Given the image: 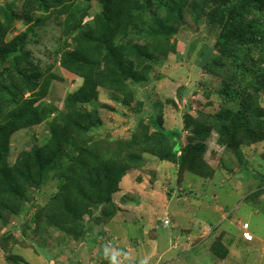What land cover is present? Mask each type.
Listing matches in <instances>:
<instances>
[{
  "label": "rangeland",
  "instance_id": "1",
  "mask_svg": "<svg viewBox=\"0 0 264 264\" xmlns=\"http://www.w3.org/2000/svg\"><path fill=\"white\" fill-rule=\"evenodd\" d=\"M24 1L0 0V12L8 9L7 6L14 5L20 16L4 34L2 41L5 43L11 42L28 28L23 16ZM223 1L196 0L193 3L198 10L196 16L204 8L207 9V15L216 12ZM158 3V0L154 1L151 5L153 9L158 7ZM92 5V11L95 12L101 9L102 3L100 0H93ZM185 14L187 27L175 34L174 39L178 41L177 46L174 45L176 49L170 48L166 55L161 56L162 65L156 66V72L151 74L150 79L135 84L136 99L123 102L126 100L118 90L101 88L98 97L92 99L86 107L94 120L99 119L90 127H85L87 129L74 123L66 105L69 99L67 97L77 93L84 81L62 68L55 58V39L60 33L52 28L56 21L51 20L49 26L47 24L39 31V44L33 47V71L21 66L20 74L9 72L5 76L2 84L13 80L20 89L26 87L27 90L22 89L13 98L20 101H23V97L30 98L32 93L38 95L42 84L50 80L49 92L43 101L52 103L57 108V112L52 113L49 120L12 135L8 157L11 165L16 164L19 156L33 144L42 149L50 144L47 143L51 134L50 123L58 120L66 128L63 129V138L58 141L63 149L58 152L57 157L54 156L57 160L55 159L49 172H39L34 166L28 174L34 176L33 181L38 182L26 187L24 191L20 189L15 196L2 193L0 264H193L195 260L198 261L196 252L199 249L189 252L187 248L200 245L201 240L197 241L196 233L204 228L206 231L212 228L218 229V232H226L234 240V247L241 260L252 259L253 264H264V244L256 239L247 245L244 235L237 228L243 227L247 222L251 226V233L255 231L264 238V136L260 132L254 136V132L260 130L259 121L251 124L245 121L237 123V131L233 129L225 133L224 140H221L217 130H209L207 127L202 142L201 157L206 163L202 173L196 172L194 165L180 167L179 163L161 161L147 152L144 155L145 162L132 163L126 169L121 165L120 171L124 175L122 174L112 195L113 218H101L105 205L94 209L92 214H88L85 207H80L87 225L83 240L60 229H47L36 223L37 215L43 214L40 208L50 206L51 198L70 177L68 175L63 181L58 178L63 169L73 167V162L68 160L70 157L75 158L77 151L82 150L86 156L91 154L94 157L96 153L98 156L94 165L84 162L75 166V170H78L71 192L75 190L76 183L81 181L83 184L86 179H91L96 169L111 167L104 157H108L109 153V156L117 157V149L122 144L136 139L139 133L136 126L140 119L146 125H150L154 119L168 131L178 130L181 132L183 145L187 146L188 138L196 136L194 122L187 119L188 116L195 118V123H202L207 122L205 114L216 115L225 109L239 110L241 97L226 104L222 98L224 94L219 92L227 82L226 72L214 73L215 68L220 69L217 63L221 61V55L228 51L215 44L221 28L211 18L200 20L197 27L186 11ZM258 16V12L253 11L251 21H255ZM146 19L145 13L134 15L132 12L128 20L132 40L141 42L144 39L143 20ZM174 42L172 39L171 43ZM209 52L212 57L205 58ZM232 63L229 64L230 74L234 73ZM50 75L53 76L48 78ZM25 76L29 79H24ZM258 85L256 82L253 87ZM245 90V85L237 84L233 87V92L242 97ZM9 103L13 105L15 102L4 100L0 105L8 109L12 107ZM260 105L264 108L263 94ZM260 120H264V114ZM152 132L154 129L151 127L146 137ZM238 142L240 144L237 146ZM48 151V154L52 152ZM181 154L179 152L178 157ZM78 158L79 156L72 161L78 163ZM17 167L19 169L18 164ZM207 168L209 171H206ZM75 197L78 198V193ZM144 231L149 233L143 235ZM154 231L158 236L157 256L153 254L154 244L147 247L144 245L143 248L140 246L136 250L138 243L134 240L144 237L147 243H151ZM187 233L191 234L188 242V236H185ZM209 244L210 240L203 244V248L207 246L205 255L210 253ZM174 246L175 249L172 248ZM250 246L253 247V253L246 251ZM204 260L207 262L208 258L204 256Z\"/></svg>",
  "mask_w": 264,
  "mask_h": 264
},
{
  "label": "trees",
  "instance_id": "2",
  "mask_svg": "<svg viewBox=\"0 0 264 264\" xmlns=\"http://www.w3.org/2000/svg\"><path fill=\"white\" fill-rule=\"evenodd\" d=\"M100 1L101 9L93 12V0H25L23 16L26 18L28 28L9 43L3 42L2 38L13 21L20 16L14 5L7 6L8 9L0 12L3 16L0 17V104L4 100L15 102L13 105L9 103L12 107L8 109L0 105V199L3 197L2 193L15 196L14 194L20 189L24 191L26 187L33 186L38 181H33L34 176L28 174L31 173V169L35 166L39 172L42 170L49 172L58 152L63 149L58 141L59 138H63L65 134L63 129L66 126L64 123L59 124L56 120L49 124L51 134L47 141L50 143L48 146L46 144L42 149L33 144L13 165L8 159L12 135L49 120L52 113L57 112V108L52 103L43 101L44 96L49 92L50 80L42 84V90L38 95L32 93L30 98L23 97V101L13 98H16L15 95L18 92L21 93L22 89L27 90L26 87L20 89L21 87H18L13 80L2 84L9 72L20 74L21 66L33 71L35 67L33 47L39 44V31L45 25L49 26L51 20L56 21L52 28L60 32L55 39L57 47L54 53L55 58L62 68L84 81V85L73 96L69 95L66 102L70 110L69 115L79 127L91 126L96 123V119H99L94 120L86 107L92 99L98 97L101 88L118 90L126 100L123 102H132L136 99L135 84L150 79L151 74L156 72V66L162 65L161 56L166 55L170 48L176 49L178 41L174 39L175 34L183 27H187L185 11L195 21L197 27L200 20L211 18L221 28L215 44L220 49L228 50L222 52L221 61L217 63L220 69L225 71L215 68L214 73L226 72L225 78L229 84L225 82L219 92L224 94L222 98L226 104L237 101L238 97L241 99L239 110L225 109L216 115L205 114L207 122L196 121L195 123L196 119L188 116L187 119H192L194 122L196 136L188 138L187 146L183 145L181 132L178 130L168 131L154 119L150 125H146L140 119L136 126L139 132L137 136L135 135L136 139L122 144L117 149L119 153L117 157L109 156L110 153L108 157H104L111 167L96 169L91 179H86L83 184L80 183L81 181L76 183L75 190L72 192L70 190L78 170H75V166L84 162L94 165L98 154L95 152L94 157L91 154L86 156L82 150H79L75 158L70 157L68 161L73 162V167L63 169L58 178L59 181H63L68 175L70 177L64 181L60 191L51 198L50 206L40 208L43 214L37 215L36 223L47 229H60L81 240L85 238V232H87L84 214L80 212L81 206L86 208L88 214H92L94 209L105 205L101 218H113L112 195L122 174L124 175L120 171L121 165L126 169L132 166V163H143L147 152L161 161L179 163L180 167L194 165L196 172L202 173L203 168L206 167L201 157L202 142L207 127L209 130H217L221 140H224L225 133L233 129L237 131V123L245 121L251 124L259 121L260 130L255 131L254 136H257L259 132L264 136V120H260L264 114V108L260 105L262 94L264 97V0H226L225 2L222 0L221 8H218L216 12L207 15V9L204 8L205 10H201L199 16H196L198 10L194 7L196 4H193L196 0L175 2L158 0L156 9H153L151 5L157 0ZM253 11L259 14L255 21L250 19ZM132 12L134 15L145 13L147 17L143 20L145 33L141 42L132 40L133 34L128 31L130 27L128 20ZM89 17L91 19L86 20ZM172 39L175 41L174 44L171 43ZM211 57L210 52L206 53L205 58ZM230 62H233V74L228 73ZM206 67L210 66L206 65ZM51 76L53 75L48 78ZM25 78L29 79L27 76ZM256 82L259 85L253 87ZM237 84L246 86L243 97L233 92V87ZM251 88L252 92H250ZM78 104L79 107H77ZM99 123L100 121L97 122ZM151 127L154 132L146 137ZM87 143L90 142L87 141ZM154 144L155 147H153ZM239 144L238 142L237 146ZM48 150L52 152L48 154ZM179 152L182 153L180 157H178ZM78 156V163L72 161ZM206 171H209L208 168ZM76 193L78 198L75 197ZM220 246L215 247L218 248V254ZM225 254L226 251L222 257ZM47 257L52 259L50 256Z\"/></svg>",
  "mask_w": 264,
  "mask_h": 264
},
{
  "label": "crops",
  "instance_id": "3",
  "mask_svg": "<svg viewBox=\"0 0 264 264\" xmlns=\"http://www.w3.org/2000/svg\"><path fill=\"white\" fill-rule=\"evenodd\" d=\"M245 225L248 226V227L246 228ZM245 225L243 227L242 226H239L237 228H239L238 231L241 232V234L244 235L243 236V239L247 243V245L252 244L256 239H257V241H259V242H261V243L264 244V238L262 236L256 234L255 231L253 233H251V226H250V224H248L246 222ZM201 232H202V234H201ZM148 233H149V231H147V232L144 231L143 235L148 234ZM247 234L252 235L253 236V240L249 241L247 239V237H246ZM156 235L157 234L154 232V234H153L154 239L153 238L150 239L151 240L150 241L151 243H147L146 240L144 239V237L141 240H139V239H135V240L134 239H131V240H134V241H136V243H138L136 250H139V247L140 246H142V248H143L144 245H146L145 247H147V246H150L151 244H154L155 247L152 250H153V254H155V256H157L156 253H158V250L159 249L157 247V244L158 243L156 242L158 236L156 237ZM189 235H191V234H188L187 233L185 235V236H188V238L186 237L187 242H188V239L190 238ZM196 235H197V237L196 236L195 237L197 238V241L198 240H201L200 245L199 246H196L195 248H192V249H191V247H188L187 248V250L189 252L199 249V251L196 252L198 261L195 260L193 262V264L194 263L195 264H253V260L252 259H248L247 260L245 258L244 260H241L240 254L236 251V249L234 247V245H235L234 244V240L231 239L230 236L226 234V232H224V231H221V232L219 231L218 232V229H212V228L209 229V231H206V228H204L203 230H200L199 232H197ZM199 237H202V239H199ZM204 238H206V239H204ZM207 240H210V244H209V246H210L209 252L210 253H207L205 255V252H206V249L205 248H207V246H204V248H203V244ZM217 245H221L219 247L220 248L219 254L217 252V249L218 248L217 249L215 248ZM175 246L172 247V248L175 249L176 248ZM252 248L253 247L250 246V247H248L246 249V251L248 253H253V249ZM224 251H226V254H225L224 257H222L224 255ZM133 255H134V253H133ZM204 256H206L208 258V261L207 262H205ZM190 257H192V256L190 255ZM157 263H159V262H157Z\"/></svg>",
  "mask_w": 264,
  "mask_h": 264
},
{
  "label": "built area",
  "instance_id": "4",
  "mask_svg": "<svg viewBox=\"0 0 264 264\" xmlns=\"http://www.w3.org/2000/svg\"><path fill=\"white\" fill-rule=\"evenodd\" d=\"M245 226H246V225H245ZM247 227H248V226H246V228H247ZM246 237H247V239H250V240L252 239V236L249 235V234H247Z\"/></svg>",
  "mask_w": 264,
  "mask_h": 264
},
{
  "label": "clouds",
  "instance_id": "5",
  "mask_svg": "<svg viewBox=\"0 0 264 264\" xmlns=\"http://www.w3.org/2000/svg\"><path fill=\"white\" fill-rule=\"evenodd\" d=\"M250 235V234H249ZM252 236V235H251ZM249 241H251V240H253V236H252V239L250 240V239H248Z\"/></svg>",
  "mask_w": 264,
  "mask_h": 264
}]
</instances>
